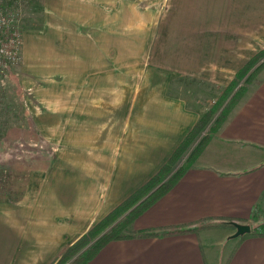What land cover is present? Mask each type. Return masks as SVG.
<instances>
[{
  "label": "crops",
  "instance_id": "obj_1",
  "mask_svg": "<svg viewBox=\"0 0 264 264\" xmlns=\"http://www.w3.org/2000/svg\"><path fill=\"white\" fill-rule=\"evenodd\" d=\"M122 1L43 0L49 9L47 28L40 32L36 43L38 47L54 50L53 63L67 65L68 72L55 76L58 79L66 76L68 102L75 97L72 83L76 74L72 76L70 68L85 66L84 78L89 75V83L91 76L100 71L101 79L102 72L107 70V59L113 52L108 49L109 33L116 37L117 32H122L123 15L117 12ZM168 3L167 9L152 13L153 19L147 26L154 37L146 44V50L149 47L157 66L179 75L183 73V80L186 77L215 80L212 76L220 67L241 66L248 59L247 54L237 49L251 47L253 41L257 45L264 42L260 33L262 28L264 31V0H168ZM108 6L116 10L111 19ZM242 35L248 36L249 41L242 39ZM93 64L99 65L100 70L87 72L86 65ZM204 72L209 76L205 77ZM154 79L166 81V86L171 81L167 76ZM89 90L90 97L100 96V100L107 94L103 87L90 86ZM161 93L165 94L164 90L154 97L162 98L151 96L147 105L138 107L134 101L120 120H93L88 125L84 119L74 125V120L59 116L76 110L74 100L71 106L51 104L37 109L35 112L41 113V117L37 115L28 126L27 121L22 122L21 128L34 126L39 134L43 129L52 130V143L59 138L57 129L72 128L76 130L75 143L66 154L57 156L53 151L50 168L19 172L21 177H27L23 194L13 201H0L4 235L0 236V264L48 263L64 245L71 244L87 230L98 215L114 208L159 169L197 119L185 103L183 106L167 103ZM35 103L39 106L38 101ZM27 109L34 112L30 106ZM44 113L51 116H43ZM78 128L93 131L84 135ZM95 131L105 142V151L79 152L93 148ZM19 137L22 138L21 133ZM101 160L104 166L97 162ZM262 213L264 67L258 82L235 105L196 161L132 224L135 229L162 230L182 225L198 226L197 229L110 240L86 264H264V235L247 234L234 240L228 251L227 247L221 248L227 236L235 237L236 227L231 222L256 226L264 221ZM202 223L213 225L199 226ZM215 232L219 236L213 239Z\"/></svg>",
  "mask_w": 264,
  "mask_h": 264
},
{
  "label": "rangeland",
  "instance_id": "obj_2",
  "mask_svg": "<svg viewBox=\"0 0 264 264\" xmlns=\"http://www.w3.org/2000/svg\"><path fill=\"white\" fill-rule=\"evenodd\" d=\"M23 1L22 4H19L18 10H16L19 13L16 12L18 17L15 18V22L18 25L16 28L19 29L20 37L17 32L14 35L15 37H19L21 43L18 44L20 45L18 49L13 48V51L16 52V54L9 59V62L5 67L6 73L4 72L2 77H0V106L3 107V110L0 111V155H3L6 165H9L11 168V182L15 184L13 191L8 193L11 197H16L22 187L26 185L27 177H21L19 172L23 173L25 169L29 170V168H50L53 153L51 151H55L56 155L60 156L61 154H66L70 150H73V148H70V145L75 143L76 130L72 128L64 129L63 127L56 130L59 138L53 141L55 143L51 142L53 136L52 130L43 129L40 130L39 134L38 131L35 132L33 130L34 128H32V126H30V129L26 130L25 135L20 138V133L22 134L19 120L20 115L22 116L23 121L28 122V124H26V126H28L34 122L37 115H42L39 112H35L37 109L41 110V108L44 109L50 107L48 105L51 104H69L71 106L74 104L73 101L75 100L76 110H70L69 113L59 114L61 118L74 120V125L78 124L76 123L78 120L83 121L84 119L89 122L88 125H90L93 120L105 121L108 119L109 121H114L118 118L120 120L122 116L128 112V109L134 101H136L138 107L140 105H147L150 103L151 96H153V99L162 98V96L154 97V95H158L164 90L165 94L161 93V95L166 96L164 98L167 100V103H172L173 105L176 104L177 106H183V103H185L184 105L189 108V110L194 111V115H197L196 121L201 116H207V112L213 111L206 126L190 140L191 142L189 143V146L185 147L181 154V158L176 161L175 166L172 169V172H174L186 162L185 160L190 154H192L198 142L209 133V127L214 123L215 119L222 113V111L225 108H228L227 105L233 104V101L231 100L232 96L245 82L246 75L244 77H239L236 74V70L240 67V64H229L224 68L220 67V70L215 71L213 76L210 75L215 79L212 81L199 77L197 79L186 77L183 80V73L179 75L173 70L161 69L156 63H154L153 58H151L152 56L149 53V47L146 50V44L149 41H152L154 37V35L151 37L152 31H148L147 24H150L151 19H153L152 13L167 9L169 4L168 0H123L122 7L117 10L118 14L123 15L120 17L122 20V32H117L116 37L114 34L109 33L111 40H109L108 49L113 52L108 56L107 70L102 72L103 77H101V79L99 78L100 71L96 75H90L91 83H89V75L86 77L87 79L84 78L85 66L76 65L72 69L70 68V74L72 76L76 74L75 82L73 81L72 83L74 84L72 88L75 89V97H70V102H68L66 94L69 90V83L66 81V76H62L59 79L58 75L57 77L55 76V73L58 72H68L67 65L53 63L51 57L54 50L45 46H43L45 48L38 47L36 43L37 39H39L38 36L40 35V32H43L47 28V26L45 27V24L47 25L46 17L49 10L48 6L43 4V0ZM109 4L111 5L112 3ZM108 8L109 19H111L116 10L110 6H108ZM132 22L133 26L130 25ZM110 23L112 22H109V24ZM136 23L139 27L135 25ZM47 32L46 35H50L51 39L52 35L50 31L47 30ZM260 33L264 35L263 28ZM242 39H247L249 41V38L246 35H242ZM263 48L264 42L257 45L253 41L251 42V47L237 49V51L244 52L249 58ZM42 54H46L47 57L43 58ZM263 59L264 57L261 56L258 62ZM237 60L238 59H236V61ZM93 69L100 70V66L95 64L90 66L86 65L87 72L90 73ZM204 73L205 74L203 75L205 77L209 76L208 72ZM156 76H159L160 78H165L167 76L168 81L170 79L171 81L166 86L167 82L155 80L154 78ZM231 80H234L236 85L233 91H229L227 94L225 93L224 95H226V97L221 100L222 98L220 97L222 95V90ZM258 80L259 74L255 77L254 84H256ZM90 86L98 89H101L102 87L103 89L106 88V96L102 97L101 100L99 98L100 96H95L96 99L92 98V96L90 97ZM252 86L253 84H250L249 88ZM239 100L234 102L230 110L228 109L229 111L225 116V119ZM35 101H38L39 106ZM27 106H30L34 112L31 113L30 109H27ZM91 108H95L98 111L101 110V112H93ZM45 115L51 116L49 113H44L43 116ZM77 131H82L85 135L86 132H91L93 130H82L78 128ZM110 132L112 137H114L112 131ZM216 132H214L213 135ZM93 136L96 137L94 139V144L92 145L93 148L86 151L80 150L79 152L103 153L105 151L107 146L105 147V142L100 140L99 132L95 131ZM42 141H44V143H42ZM109 141H111V139H109ZM111 142L115 143V140ZM99 147H101L102 150H100ZM48 148L50 150V155L47 151ZM45 151H47L48 154H45ZM23 161L27 164L23 165L21 163ZM97 162L99 165L104 166L103 160ZM57 163L58 161L55 163L53 162V164ZM164 163L165 162H163V164ZM20 164L23 165L21 167L23 169L22 171H20ZM25 165L27 166L25 167ZM156 187L153 190H155ZM2 196H4V194ZM140 202L141 201L137 202L135 205ZM114 208L107 213H101V215H98L93 224L79 236L87 232L94 226V224H96V222L104 218ZM127 213L128 211L125 210L121 212L117 220L107 227L105 231L115 224L116 221L123 218ZM262 217L264 220V213H262ZM105 231L98 234L96 237L93 236L87 238V243L84 244L77 253L72 255L71 259L66 264L90 247L103 233H105ZM0 236H4L1 224ZM215 236H219V233L215 232L213 239H215ZM238 237L239 236H227L225 245L223 244L221 248L227 247L226 251H228V249L232 247L231 244L234 243V240ZM69 245L70 244L64 245L57 255L46 264L55 261L61 252L65 248L67 249V246ZM215 247L220 248L219 245H215ZM221 248L219 250H221Z\"/></svg>",
  "mask_w": 264,
  "mask_h": 264
},
{
  "label": "trees",
  "instance_id": "obj_3",
  "mask_svg": "<svg viewBox=\"0 0 264 264\" xmlns=\"http://www.w3.org/2000/svg\"><path fill=\"white\" fill-rule=\"evenodd\" d=\"M23 0H0V11H8L10 10H18L19 4H22ZM6 28L5 26H0V42H3L6 36ZM264 57V48L260 49L257 53L253 54L249 57L244 64H242L237 70L236 74L239 77H245V82L241 85V87L234 93L231 100L236 102L237 100L241 99L246 91L248 90L250 84L255 83V77L259 74L260 70L264 67V59L259 61V58ZM9 57L4 55L0 51V77L4 74L5 67L9 62ZM258 59V60H257ZM258 82V81H257ZM256 82V83H257ZM236 82L231 80L225 88L222 90V95L220 98L223 100L229 91H233ZM233 104H228V108H225L222 113L215 119L214 123L211 124L209 127V133L202 138L197 146L195 147L194 151L190 156L185 160L186 162L182 164L179 168H177L174 172H172L173 167L175 166L176 161L181 158V154L184 151L185 147L189 146L190 140L197 135L207 124L208 119L210 118L213 111L207 112V116H201L193 126L188 130L185 136L181 139L178 143L176 148L173 150L171 155L165 161L164 164L158 169V171L142 186L132 192L128 197H126L123 201H121L109 214H107L104 218L100 221L96 222L92 228H90L87 232L83 233L79 236L75 242H72L67 249L65 248L61 254L50 264H66L74 255L77 253L80 248L86 244V239L89 237H96L98 234L105 231L107 227H109L117 218L119 217L120 213L128 211V213L115 224H113L105 233H103L90 247L85 249L78 257L74 258L68 264H86L90 259H92L98 251L110 240L114 239H122V238H129L135 236H154V235H165V234H172L178 232H184L189 230L197 229L198 226H186L182 225L177 228L175 227H167L163 228L162 230L155 229V228H145V229H135L133 227V222L135 218L142 213L147 207H149L154 201H156L159 197H161L171 186H173L178 179L183 175V173L196 161L197 157L203 151L204 147L207 145L209 140L212 138L213 133L216 132L221 123L224 121L225 116L227 115L228 111L232 108ZM229 109V110H228ZM3 110V107L0 106V111ZM20 124H22L23 118L20 115ZM22 127V136L25 135V131L29 130L30 127ZM34 128V126H32ZM35 132L37 131L35 128L33 129ZM6 138V137H5ZM44 143V141H42ZM3 149V147H2ZM50 155L49 148L47 149ZM45 151V154L48 152ZM53 152V151H51ZM44 153V152H43ZM23 165L27 164L26 162H21ZM27 165H25L26 167ZM25 169V168H24ZM31 169V168H29ZM11 168L9 165H6L5 158L3 155H0V201H7V200H16L24 192V186L18 192L16 197H11L9 195L8 198V190L13 191L15 184L11 182ZM20 178V177H19ZM8 185H11L9 188ZM158 185V186H157ZM157 186V187H156ZM156 187L155 190H153ZM151 190H153L150 194H148ZM4 194V196H2ZM148 194V195H147ZM147 195V196H146ZM145 196V197H144ZM143 198V199H142ZM141 201L137 205V202ZM135 205V206H134ZM134 206V207H133ZM233 224V222H231ZM213 224L209 223H202L199 226L205 227L210 226ZM247 234H258L264 235V221L257 224L256 226H251V231L239 235L242 237Z\"/></svg>",
  "mask_w": 264,
  "mask_h": 264
},
{
  "label": "built area",
  "instance_id": "obj_4",
  "mask_svg": "<svg viewBox=\"0 0 264 264\" xmlns=\"http://www.w3.org/2000/svg\"><path fill=\"white\" fill-rule=\"evenodd\" d=\"M16 10H10L8 11H0V26H5L6 28V36L3 40V42H0V51L8 56L10 59L15 56L16 52L13 51V48L18 49V47L21 43L20 32L19 29L16 28L18 25L15 22V18L17 16ZM17 32L19 37H15V33ZM5 45V46H4Z\"/></svg>",
  "mask_w": 264,
  "mask_h": 264
},
{
  "label": "water",
  "instance_id": "obj_5",
  "mask_svg": "<svg viewBox=\"0 0 264 264\" xmlns=\"http://www.w3.org/2000/svg\"><path fill=\"white\" fill-rule=\"evenodd\" d=\"M150 194V193H148ZM147 194V195H148ZM146 195V196H147ZM145 197V196H144ZM143 199V198H142ZM233 224L235 225L236 227V230L235 232L233 233L234 236H239V235H243L249 231H251V225L248 224V223H240V222H234L233 221Z\"/></svg>",
  "mask_w": 264,
  "mask_h": 264
}]
</instances>
